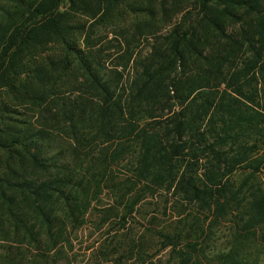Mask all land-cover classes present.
Here are the masks:
<instances>
[{
    "label": "trees",
    "instance_id": "trees-1",
    "mask_svg": "<svg viewBox=\"0 0 264 264\" xmlns=\"http://www.w3.org/2000/svg\"><path fill=\"white\" fill-rule=\"evenodd\" d=\"M185 1L193 13L163 32L149 28L144 54L131 60L130 50L126 81L127 64L104 68L90 46L68 44L61 0L22 5L20 21L0 31V79L19 51L53 37L82 70L84 89L54 114L60 149L51 163L31 156L41 179L0 180V264H58L105 194L112 202L103 221L148 217L132 239L138 264H149L151 246L166 250L169 264H260L242 247L264 222V0ZM37 135L55 137L45 129ZM23 139L37 145L33 135ZM237 171L258 181L233 189ZM147 203L153 208L143 218L138 210ZM228 224L229 247L212 253L216 230Z\"/></svg>",
    "mask_w": 264,
    "mask_h": 264
},
{
    "label": "rangeland",
    "instance_id": "rangeland-1",
    "mask_svg": "<svg viewBox=\"0 0 264 264\" xmlns=\"http://www.w3.org/2000/svg\"><path fill=\"white\" fill-rule=\"evenodd\" d=\"M41 1L0 0V31L8 26L10 31L20 21L19 10L22 5H37ZM161 2L164 3V11H161ZM190 8V3L185 0H61L59 6L60 11L66 14L68 44L76 45L82 50H86V45L90 46L92 57L104 68L122 71L123 64H127L124 81L131 70V61H126L130 50L134 52L131 60L135 55L149 50V42L152 41L149 28L159 26L163 32L170 23L177 22L187 11L193 13ZM161 15H165L162 21L159 20ZM151 17H155L156 24L150 21ZM65 49L66 45L53 37L42 38L40 42L19 51L18 64L10 63L13 67L9 69L8 78L0 79L2 183L10 178L41 179L43 171L39 162L33 164L31 156L45 158L44 162L50 164L51 158L60 149V141L57 142L58 137L55 135L57 123L54 114L63 107L61 104L64 101L68 102L84 90L80 85L83 83L82 70L78 69L72 55L65 53ZM67 64L70 65L69 68L62 71L60 79L55 80L57 70ZM42 129L55 137L42 142L37 135ZM31 134L34 142H37L36 146L23 139L24 136L32 137ZM18 141L21 143L17 144ZM66 158L70 157L66 155ZM116 172V176L120 177L124 168L118 165ZM229 180L233 189H236L244 183L249 185L258 181V176L253 178L247 171H237L230 175ZM260 180L264 182V173L260 175ZM111 183L103 182L102 186H111ZM246 188L255 186H243V189ZM261 188L264 191V186ZM110 202V196L105 194L100 202L92 205L90 214L72 235L71 248L65 253L67 257L58 264H138L135 250L132 249L135 245L132 239L135 237V228L147 224L146 216L151 214L153 206L149 207L147 203L138 210L143 218L146 217L143 220L139 214L132 213L126 216L124 222L111 217L103 221L100 214L105 209V204ZM157 202L161 213L164 204L159 200ZM160 216L163 217L162 214ZM226 226L227 229L216 230L212 253L229 247L231 230L229 224ZM248 234L250 240L242 250L250 260L257 259L260 264H264V222L257 223L253 229L248 230ZM150 235L152 236L149 233V237ZM127 243L128 247H125ZM3 245L4 242L0 240V251H3ZM148 251L149 258L146 259H149V264H169L166 250L151 246Z\"/></svg>",
    "mask_w": 264,
    "mask_h": 264
}]
</instances>
